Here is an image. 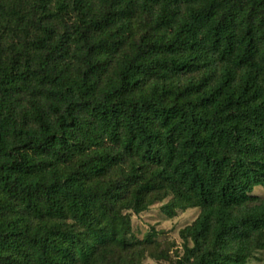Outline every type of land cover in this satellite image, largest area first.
Listing matches in <instances>:
<instances>
[{
  "label": "trees",
  "instance_id": "obj_1",
  "mask_svg": "<svg viewBox=\"0 0 264 264\" xmlns=\"http://www.w3.org/2000/svg\"><path fill=\"white\" fill-rule=\"evenodd\" d=\"M258 188L264 0H0V264H249Z\"/></svg>",
  "mask_w": 264,
  "mask_h": 264
},
{
  "label": "rangeland",
  "instance_id": "obj_2",
  "mask_svg": "<svg viewBox=\"0 0 264 264\" xmlns=\"http://www.w3.org/2000/svg\"><path fill=\"white\" fill-rule=\"evenodd\" d=\"M256 191L264 195L263 188H258ZM165 202L155 203L141 214H133L132 239H144L151 233L154 242L149 246V250L157 257L161 256L155 258L148 254L142 264H168V260L162 258V255L166 253L175 255L182 250L183 239L180 231L190 225L200 213V208L190 207L178 209L175 215L170 216L163 210ZM249 264H264V249L257 251Z\"/></svg>",
  "mask_w": 264,
  "mask_h": 264
}]
</instances>
